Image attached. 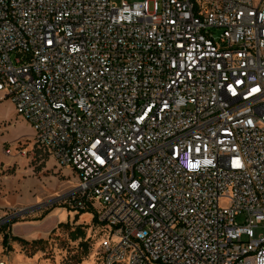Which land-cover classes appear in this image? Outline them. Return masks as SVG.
I'll return each instance as SVG.
<instances>
[{"label": "built area", "instance_id": "2783aa9c", "mask_svg": "<svg viewBox=\"0 0 264 264\" xmlns=\"http://www.w3.org/2000/svg\"><path fill=\"white\" fill-rule=\"evenodd\" d=\"M5 99L103 264H264V0H0Z\"/></svg>", "mask_w": 264, "mask_h": 264}, {"label": "rangeland", "instance_id": "374dc122", "mask_svg": "<svg viewBox=\"0 0 264 264\" xmlns=\"http://www.w3.org/2000/svg\"><path fill=\"white\" fill-rule=\"evenodd\" d=\"M73 180L68 168L60 167L54 157L35 143L31 125L16 112L13 103L9 99L1 100L0 211L21 214L0 229V261L6 264H87L92 259L89 264H103L100 245L106 233L94 213L63 209L68 218L67 215L59 218L62 204H51L50 200L76 184ZM52 211H55L53 218L45 221ZM236 221L243 223L244 215L237 216ZM34 229L44 233L25 239V235L30 234L28 230ZM5 233L9 235L6 247L2 244ZM12 238L23 239L25 243ZM15 256L23 260L13 259Z\"/></svg>", "mask_w": 264, "mask_h": 264}, {"label": "crops", "instance_id": "0c3cea01", "mask_svg": "<svg viewBox=\"0 0 264 264\" xmlns=\"http://www.w3.org/2000/svg\"><path fill=\"white\" fill-rule=\"evenodd\" d=\"M74 181V180H73ZM54 212L55 211H52L51 213H50V215L45 219V221L47 220V219H50V218H53V215H54ZM59 214H58V217L60 218L61 217V215L62 216H64L65 218H66V213H65V211L63 210V209H60L59 210V212H58ZM67 218H68V215H67ZM44 221V222H45ZM65 221H67V219H65ZM54 223V222H53ZM52 223V224H53ZM51 224V225H52ZM49 228H51V227H49ZM28 232H30V234L28 233V235H25V239H27V238H30V239H34V237H36V236H39V235H42L44 232L42 231V230H40V229H34V230H28ZM20 259L21 261L23 260L20 256H15L13 259ZM17 259V260H18ZM16 261V260H15ZM19 264H25V263H19Z\"/></svg>", "mask_w": 264, "mask_h": 264}, {"label": "trees", "instance_id": "16d2710c", "mask_svg": "<svg viewBox=\"0 0 264 264\" xmlns=\"http://www.w3.org/2000/svg\"><path fill=\"white\" fill-rule=\"evenodd\" d=\"M81 212H83V211H81ZM80 212V213H81ZM94 218H95V216H94ZM95 220H96V218H95ZM97 221V220H96ZM98 223V222H97ZM5 227V226H4ZM3 227V228H4ZM73 239H75L76 238V236H73L72 237ZM8 239H9V235L7 234V233H5L4 235H3V238H2V244H3V246H7L8 245ZM12 240H14V241H18V242H21V243H25V241L23 240V239H19V238H12Z\"/></svg>", "mask_w": 264, "mask_h": 264}, {"label": "bare ground", "instance_id": "6f19581e", "mask_svg": "<svg viewBox=\"0 0 264 264\" xmlns=\"http://www.w3.org/2000/svg\"><path fill=\"white\" fill-rule=\"evenodd\" d=\"M9 202V201H8ZM95 253V252H94ZM92 254V253H91ZM90 254V255H91ZM92 261V259H89L86 263L89 264Z\"/></svg>", "mask_w": 264, "mask_h": 264}]
</instances>
